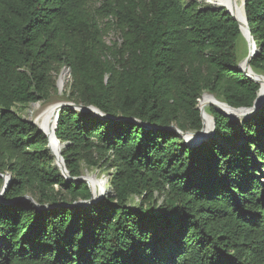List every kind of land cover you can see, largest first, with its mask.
<instances>
[{"label":"trees","instance_id":"obj_1","mask_svg":"<svg viewBox=\"0 0 264 264\" xmlns=\"http://www.w3.org/2000/svg\"><path fill=\"white\" fill-rule=\"evenodd\" d=\"M94 1L0 0V264H264V107L236 121L206 109L215 131L197 146L169 129L201 130L204 93L252 106L237 22L185 0ZM245 13L264 76V0ZM63 69L66 101L109 117L59 112L69 175L107 176L91 205L74 206L88 185L66 181L14 110L51 102Z\"/></svg>","mask_w":264,"mask_h":264},{"label":"water","instance_id":"obj_2","mask_svg":"<svg viewBox=\"0 0 264 264\" xmlns=\"http://www.w3.org/2000/svg\"><path fill=\"white\" fill-rule=\"evenodd\" d=\"M245 1L246 0L242 1V7H243L246 30L248 31V37L244 35V31L242 29L241 23L236 17H234L224 7H218V8H220V9L223 8L225 10V12L228 15H230L237 22L241 36H243L246 39V41L248 42L247 56L240 62L239 66H238V71L243 73L247 78H249L250 80H252L253 82H255L259 85V90L257 92L256 98L253 101L252 106L249 108H232V107L228 106L226 103L218 101L211 94L204 93L202 95V98L204 96H210L211 98L216 99L218 101V103L223 105L228 111L227 110H221L215 104H212V103L209 106L212 107L216 112L223 114L224 116L230 118L233 121L243 120L245 118H248V117L254 115L257 111L261 110L264 107V84H262L258 81V78L264 79V76L256 74L250 66V61L254 57V55L256 54L257 48H256L254 38L252 37L250 28L248 26V20H247L246 13H245ZM63 70L61 71V73L63 72ZM66 72L69 73V70L67 69ZM56 87L60 92L61 87L59 85V82L56 83ZM33 104H36V103H33ZM66 106L71 107L72 109L77 110V111L92 112L94 115L99 116L101 118H109V117L102 114L97 108L92 107V106H89V107H84V106H80V105L77 106V105H75L71 102H68V101L59 102V103H57L51 107L53 110L52 111V120H51L52 121L51 136H49L45 132H42V133H44V135L48 139L47 148L50 152L51 157L53 158V165L60 171L61 175L69 183H71V182L78 183L81 181L85 182L91 191L92 197L90 200L78 202V203L74 204V206L91 205V204L96 203L97 201L101 200L103 198V196H101L100 194L96 195L95 191L92 189L91 184L88 181L84 180L82 176L74 178V177H71L69 175V172L67 171L65 163H64V159L61 155L62 150L65 148V146H64V144H61L58 141V139L56 138V135H55V132L57 130V125H58V120H59V112H60V110H62L63 107H66ZM197 109L199 110L200 118H201V122H202V128L200 131L183 133V132L179 131L178 129H176L175 126H172L169 128L170 130L177 132L183 138L184 143L186 145H189V146H197V145L201 144L202 142L207 141L213 135V133L215 131V123H214L213 117L205 111L204 106L199 105V101H198ZM204 115L209 116L212 120V129L209 132H204V122H203ZM130 121L137 122L134 119H130ZM27 122L31 123L33 126H35L38 129V127L36 126V124L34 122H31V121H27ZM147 127L150 128L149 126H147ZM185 138H188V143L185 141ZM52 144L55 146V149H54L55 151L52 150V147H51ZM3 178H4V183H3L1 191H0V198L3 196L5 190L7 189L8 183L10 181L9 176L8 177L3 176ZM25 199L31 200L29 197H25ZM33 204L36 205L35 202H33Z\"/></svg>","mask_w":264,"mask_h":264},{"label":"rangeland","instance_id":"obj_3","mask_svg":"<svg viewBox=\"0 0 264 264\" xmlns=\"http://www.w3.org/2000/svg\"><path fill=\"white\" fill-rule=\"evenodd\" d=\"M101 1L102 0H95L94 1L95 6L99 7L101 5ZM185 1L196 2V3H199V4L204 5V6H211V7L218 8L216 6H213V5L206 3L204 0H185ZM114 41H117L118 43H120V40H118V34L116 32H114L113 30L107 31V34L105 36L106 44L108 46H111ZM237 52H238V56L241 58V60H243L245 58V55L248 52V42L246 41V39L243 36H241L238 39ZM64 70L66 71L67 69H64ZM60 75H61V72L59 73V75L56 78V83L59 81ZM70 80H71L70 74L67 73L63 88L61 89L60 92L57 89V93L54 95L51 102H38L36 104H29V105L25 106L24 108L17 106L16 108H14V110L26 121H31V122L36 123V121L40 118V116L43 114V112L45 110H47L48 108L54 106L55 104H57L59 102H65L66 101V97L64 96V93L68 92V90H69L68 87L70 84ZM200 100H199V102H200ZM208 108H210V106L205 107V111ZM45 118L46 117L43 118L44 122L46 121ZM8 176L9 175H6L5 177H8ZM82 177L84 180L88 181L89 183H90V180H93L96 183L97 182L102 183L105 190H97V193L95 192L96 195L100 194L101 196H104L107 193V191H108L107 176L105 174L100 173L98 170H87V169L83 168ZM93 186H96L95 188L98 187L100 189V186L99 185L97 186V184L93 185ZM93 190H95V189H93Z\"/></svg>","mask_w":264,"mask_h":264},{"label":"bare ground","instance_id":"obj_4","mask_svg":"<svg viewBox=\"0 0 264 264\" xmlns=\"http://www.w3.org/2000/svg\"><path fill=\"white\" fill-rule=\"evenodd\" d=\"M206 3L216 6V7H224L227 9L234 17H236L242 26V29L244 31V35L248 37V31L246 30V25L244 21V13H243V7H242V1L243 0H204ZM240 2V3H239ZM67 76V72L64 70L59 78V85L61 89L64 86L65 83V78ZM258 81L262 84H264V79L258 78ZM221 102V101H220ZM215 104L219 109L221 110H227L223 105L219 104L216 99L211 98L210 96H204L200 102V106L207 107L210 104ZM52 108H48L43 112V114L40 116V118L36 121V126L41 132H45L49 136H51V131H52ZM228 111V110H227ZM45 118V122L43 121V118ZM204 122V132H209L212 129V120L209 116L204 115L203 118ZM185 141L188 143V138H185ZM52 150L55 151V146L52 144ZM90 184L93 188V185L100 186V189L97 187V190H105L104 186L102 185L101 182H95L93 180H90Z\"/></svg>","mask_w":264,"mask_h":264}]
</instances>
